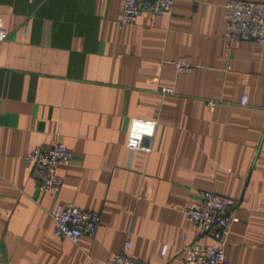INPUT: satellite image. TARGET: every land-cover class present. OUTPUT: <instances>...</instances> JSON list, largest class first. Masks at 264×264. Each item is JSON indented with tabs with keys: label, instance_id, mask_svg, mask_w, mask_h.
<instances>
[{
	"label": "crops",
	"instance_id": "crops-1",
	"mask_svg": "<svg viewBox=\"0 0 264 264\" xmlns=\"http://www.w3.org/2000/svg\"><path fill=\"white\" fill-rule=\"evenodd\" d=\"M227 1L174 0L121 27L119 0H0V264H106L124 243L181 264L210 243L184 217L203 191L236 202L224 260L264 264V46L228 43ZM131 119L156 123L147 154L125 148ZM56 142L71 162L56 194L38 192L23 157ZM64 203L98 214L92 238L52 235Z\"/></svg>",
	"mask_w": 264,
	"mask_h": 264
},
{
	"label": "built area",
	"instance_id": "built-area-1",
	"mask_svg": "<svg viewBox=\"0 0 264 264\" xmlns=\"http://www.w3.org/2000/svg\"><path fill=\"white\" fill-rule=\"evenodd\" d=\"M121 14L119 26L133 25L137 17L144 13L153 16H170L174 0H119ZM224 25L228 43L253 41L264 46V3H254L242 0H228L223 5ZM27 31V25H23ZM4 37L0 35V48ZM173 71L187 75L192 67L183 59L171 62ZM162 93L171 90L163 89ZM211 108L213 102H207ZM155 122L150 120L131 119L125 138V148L129 153L141 151L150 152L146 141L154 134ZM72 152L63 144L56 142L49 147L33 149L23 157V167L36 182L38 192L56 194L61 186V177L56 173L59 167H68ZM236 206L234 200L219 196L211 191L198 193L196 203L184 210L187 223L198 227L209 237L210 243H191L182 248L181 264H229L224 260L223 249L228 227L237 222L232 216ZM53 223L52 235L76 243L80 237L92 238L99 226V216L95 212L83 211L70 203L55 206L51 212ZM128 244L124 243L119 253L113 255L106 264H147L136 261L126 255ZM165 247L161 249L163 255Z\"/></svg>",
	"mask_w": 264,
	"mask_h": 264
},
{
	"label": "water",
	"instance_id": "water-1",
	"mask_svg": "<svg viewBox=\"0 0 264 264\" xmlns=\"http://www.w3.org/2000/svg\"><path fill=\"white\" fill-rule=\"evenodd\" d=\"M0 254L2 255V259H3V250L1 246H0Z\"/></svg>",
	"mask_w": 264,
	"mask_h": 264
}]
</instances>
